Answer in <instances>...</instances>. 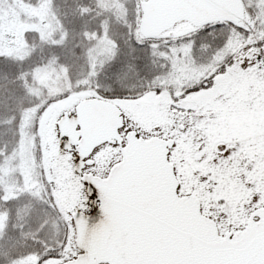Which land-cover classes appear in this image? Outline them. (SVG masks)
Instances as JSON below:
<instances>
[{
	"label": "snow or ice",
	"instance_id": "1",
	"mask_svg": "<svg viewBox=\"0 0 264 264\" xmlns=\"http://www.w3.org/2000/svg\"><path fill=\"white\" fill-rule=\"evenodd\" d=\"M0 264H264V0H0Z\"/></svg>",
	"mask_w": 264,
	"mask_h": 264
}]
</instances>
